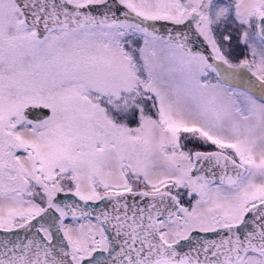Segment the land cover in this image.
Returning a JSON list of instances; mask_svg holds the SVG:
<instances>
[{
  "label": "snow or ice",
  "instance_id": "obj_1",
  "mask_svg": "<svg viewBox=\"0 0 264 264\" xmlns=\"http://www.w3.org/2000/svg\"><path fill=\"white\" fill-rule=\"evenodd\" d=\"M0 264H264V0H0Z\"/></svg>",
  "mask_w": 264,
  "mask_h": 264
}]
</instances>
